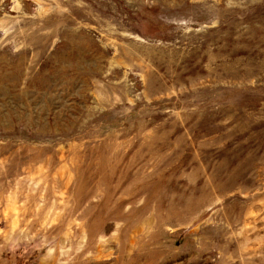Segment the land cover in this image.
<instances>
[{
    "label": "rangeland",
    "instance_id": "rangeland-1",
    "mask_svg": "<svg viewBox=\"0 0 264 264\" xmlns=\"http://www.w3.org/2000/svg\"><path fill=\"white\" fill-rule=\"evenodd\" d=\"M0 264H264V0H0Z\"/></svg>",
    "mask_w": 264,
    "mask_h": 264
}]
</instances>
